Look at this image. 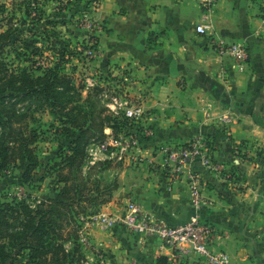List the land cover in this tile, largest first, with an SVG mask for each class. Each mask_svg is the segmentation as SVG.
<instances>
[{"label": "crops", "instance_id": "0c3cea01", "mask_svg": "<svg viewBox=\"0 0 264 264\" xmlns=\"http://www.w3.org/2000/svg\"><path fill=\"white\" fill-rule=\"evenodd\" d=\"M85 9L101 26L98 69L114 68L128 80L131 95L143 96L151 135L128 157L122 150L98 153L86 169L111 164L117 188L101 207L115 218L129 198L156 218L172 224L199 214L218 231L214 248L228 264H264V6L260 0H97ZM213 32L196 31L202 21ZM241 43L250 57L241 70L215 44ZM230 115L228 126L219 124ZM208 137L217 172L197 162L203 176L202 208L190 201L186 179L167 190L158 150ZM89 251L109 264H169L172 250L154 237H142L120 223L88 224ZM94 254V253H93ZM87 256L88 253H87ZM93 257V255L91 256ZM89 257V258H91ZM186 264H207L190 258Z\"/></svg>", "mask_w": 264, "mask_h": 264}, {"label": "trees", "instance_id": "16d2710c", "mask_svg": "<svg viewBox=\"0 0 264 264\" xmlns=\"http://www.w3.org/2000/svg\"><path fill=\"white\" fill-rule=\"evenodd\" d=\"M5 10L0 1V13ZM6 19L8 28L0 29V178L13 167L20 171L24 183H30L42 163L36 152L40 130L31 124L37 116L30 108L18 107L20 100H32L63 117L61 131L70 145L55 164L57 186L53 195L37 203L14 197L2 201L0 196V264H14L21 255L26 258L22 264H85L83 223H91L117 188V183L102 186L100 179L87 173L88 147L104 140L106 127L117 133L126 127L127 120L104 106L95 110L89 93L83 96L82 86H76L57 65L39 67L42 70L38 72L10 63L4 56L7 45H21L24 52H17L15 57L28 55V61L38 55L39 48L35 37L24 38L13 18ZM94 114L98 134L91 133L95 125L88 119Z\"/></svg>", "mask_w": 264, "mask_h": 264}, {"label": "built area", "instance_id": "2783aa9c", "mask_svg": "<svg viewBox=\"0 0 264 264\" xmlns=\"http://www.w3.org/2000/svg\"><path fill=\"white\" fill-rule=\"evenodd\" d=\"M205 4H210L211 0H205ZM264 6V0H260ZM97 0H91L87 7L97 8ZM85 26L94 32L101 30L98 24L84 9L83 16ZM196 31L203 35H209L213 32V25L209 21H202L196 26ZM93 39V38H92ZM90 41V40H89ZM97 43V41H95ZM94 40L90 41L88 51L89 57L93 58L97 46ZM215 51L220 56H230L236 65L245 69L248 64L250 53L246 45L241 43L225 44L217 42ZM97 55V54H96ZM95 55V56H96ZM112 76H123L115 73L114 68L96 69L86 78L85 87L82 92L88 94L96 86L103 89L104 103L108 111L115 116L123 117L127 120V125L122 131L115 132L112 128L106 127V137L99 143L91 144L88 147V162H96L95 157L98 153L109 154L116 150H122L124 154L136 160V155L130 152L140 148L141 142L145 136H150L151 131L146 126L145 108L143 96H134L126 88L125 84L114 86L113 80L108 79L109 74ZM231 121L230 115H222L219 124L228 126ZM212 146L208 137L193 139L185 144L174 146H163L158 150L162 157L163 172L167 178V190H172L173 185L183 179L189 186L190 201L196 210L202 208L204 196L202 193L203 176L196 169L197 162L206 166L210 170L221 171L222 165L216 161L212 155ZM86 168V167H85ZM98 223L102 228H111L120 223L126 230L133 234L140 235L144 238L154 237L162 241L163 245L172 250L169 264H186L190 258L205 261L207 264H228L227 255L222 250L214 248L215 239L218 237V231L215 226L208 220L195 214L192 218L184 223L172 224L165 219L156 218L147 212L142 205L129 198L124 205V214L121 218H115L111 214L99 211L90 224ZM81 241L90 247V241L87 234H82ZM95 258H87L85 264H109L106 254L94 250Z\"/></svg>", "mask_w": 264, "mask_h": 264}, {"label": "rangeland", "instance_id": "374dc122", "mask_svg": "<svg viewBox=\"0 0 264 264\" xmlns=\"http://www.w3.org/2000/svg\"><path fill=\"white\" fill-rule=\"evenodd\" d=\"M5 4L6 10L0 13V29L8 28L6 17L13 18L14 23L22 28L24 38L35 37L37 40L38 55L34 56L32 61H28V55L16 56L17 52H24V49L18 46L7 45L4 50V56L10 63L19 66H29L40 72L39 67L59 66L62 72L71 76L76 86L85 87L86 78L95 72L97 67L93 61L96 58L97 49L93 58L86 53L90 46V41L98 40V32H94L95 36L85 26L84 20L81 19L85 9L84 0H0ZM93 38V39H92ZM90 40V41H89ZM23 45V44H22ZM97 46V43H94ZM28 54V53H27ZM29 58V57H28ZM39 68V69H38ZM108 79L113 80L112 84L128 83L125 76H112L109 74ZM81 90V92H82ZM103 89L96 86L89 92L90 100L96 106L95 110H101L104 103ZM83 96L84 94L82 92ZM30 108L37 116V121H31L32 125H37L40 133L36 143V152L41 160V165L36 169L35 174L30 183H24L21 179V173L18 169L11 167L0 178V196L2 201H11L12 198L17 200H25L29 203H37L38 200L43 201L54 194L53 188L56 185V162L61 160V156L68 152L70 141L63 136L61 129L63 128V117L51 114L47 107L41 106L29 99H23L18 102V107ZM94 110V111H95ZM108 110V109H107ZM97 114L88 116V119L94 121V127L91 133L98 134V118ZM88 163V161L86 162ZM107 164V163H106ZM95 164L87 168V173L92 178L101 180L104 183H116V178L111 171V164ZM87 166V164H86ZM85 166V167H86ZM88 205V204H86ZM85 205V206H86ZM101 209V207H100ZM83 218L81 217V220ZM87 220L83 223V232L86 234ZM86 231V232H85ZM84 244V243H83ZM85 245V244H84ZM89 246L85 245V253L87 258H95V253L89 251ZM18 252L19 248L16 249ZM14 264H22L26 258L24 255L18 256ZM97 258L94 260L96 264Z\"/></svg>", "mask_w": 264, "mask_h": 264}]
</instances>
